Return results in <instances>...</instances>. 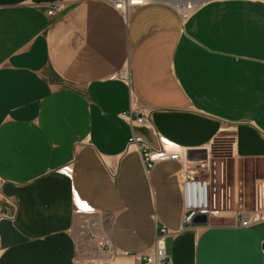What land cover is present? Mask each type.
<instances>
[{
	"label": "crops",
	"instance_id": "1",
	"mask_svg": "<svg viewBox=\"0 0 264 264\" xmlns=\"http://www.w3.org/2000/svg\"><path fill=\"white\" fill-rule=\"evenodd\" d=\"M175 1L125 19L99 0H0V264H138L161 227L174 264H264V223L182 230L180 164L147 173L125 153L119 115L135 104L189 163L234 142L230 175L264 180V0H202L186 20ZM94 234L130 255L109 258Z\"/></svg>",
	"mask_w": 264,
	"mask_h": 264
},
{
	"label": "built area",
	"instance_id": "2",
	"mask_svg": "<svg viewBox=\"0 0 264 264\" xmlns=\"http://www.w3.org/2000/svg\"><path fill=\"white\" fill-rule=\"evenodd\" d=\"M103 1L125 19L137 8L145 6L155 0H99ZM202 0H177L174 6L180 12L182 20L189 19L200 7ZM64 6L61 3L51 4L47 15L55 17L62 13ZM129 72L123 70L118 74L119 79L129 83ZM151 111H139L135 104L119 115V118L129 124L132 135L128 138V153H138L147 173L163 162H177L181 169L176 178L183 195L184 217L182 230L186 227L194 228L196 221L202 218L207 224L223 222L226 225L250 229L264 223V180L260 179L248 188L239 177L230 175L228 157L222 155V149L227 146L233 151L234 142L226 145L223 140H216L205 147L206 160L201 164H191L188 160V151L179 144L164 138L152 126ZM137 116L136 119L134 116ZM113 177L116 172L112 171ZM75 212L78 215L97 214L84 204L74 202ZM4 215L0 216V221ZM97 224H93L96 227ZM175 232L167 227L158 229L153 251L150 253L133 255L138 264H174L173 257L167 252L168 238ZM93 241L100 250L111 258L128 253L120 252L112 239L107 235H93ZM0 239V255L2 253Z\"/></svg>",
	"mask_w": 264,
	"mask_h": 264
},
{
	"label": "water",
	"instance_id": "3",
	"mask_svg": "<svg viewBox=\"0 0 264 264\" xmlns=\"http://www.w3.org/2000/svg\"><path fill=\"white\" fill-rule=\"evenodd\" d=\"M198 222H203V223L207 224V220L205 218H202V219H199L196 221V223H198Z\"/></svg>",
	"mask_w": 264,
	"mask_h": 264
}]
</instances>
